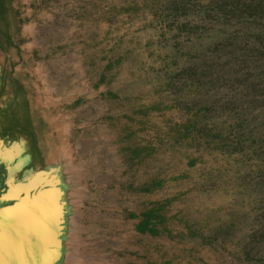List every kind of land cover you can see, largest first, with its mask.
<instances>
[{
    "label": "rangeland",
    "instance_id": "rangeland-1",
    "mask_svg": "<svg viewBox=\"0 0 264 264\" xmlns=\"http://www.w3.org/2000/svg\"><path fill=\"white\" fill-rule=\"evenodd\" d=\"M259 1L0 0V195L75 172L90 264H264Z\"/></svg>",
    "mask_w": 264,
    "mask_h": 264
},
{
    "label": "bare ground",
    "instance_id": "bare-ground-1",
    "mask_svg": "<svg viewBox=\"0 0 264 264\" xmlns=\"http://www.w3.org/2000/svg\"><path fill=\"white\" fill-rule=\"evenodd\" d=\"M31 131L33 138L38 140V148L49 156L51 153L56 155L57 160L48 156L54 162L53 167H50L60 169L61 164L56 161L62 160L63 149L52 152L51 148L55 149L56 143L41 132ZM12 155L11 151L1 153L0 160L12 164ZM73 168L77 171L74 165ZM48 170L36 172L26 182L8 184L9 190L0 195V224L4 235V251L0 259L3 264H90L76 246L78 222L82 216L78 215L81 213L77 210L78 200L73 193L75 172L65 175L60 171L64 184L60 187V179L57 178L56 183H52L49 178H42L44 171ZM40 181L43 182L39 185ZM63 201L66 203H62ZM67 205L72 211L70 215L66 214ZM13 234L17 239L14 244H10L9 238Z\"/></svg>",
    "mask_w": 264,
    "mask_h": 264
},
{
    "label": "trees",
    "instance_id": "trees-1",
    "mask_svg": "<svg viewBox=\"0 0 264 264\" xmlns=\"http://www.w3.org/2000/svg\"><path fill=\"white\" fill-rule=\"evenodd\" d=\"M253 3L255 2L253 1ZM237 4L238 2H234V4H231V6L227 8L226 12L223 14L225 16L227 14L230 17L239 20L241 18H245V19L249 18L256 23L259 22V20L264 19V5L261 3V1L257 2V4H252V5L250 3L243 4L240 7ZM260 35L264 37V32H261Z\"/></svg>",
    "mask_w": 264,
    "mask_h": 264
},
{
    "label": "snow or ice",
    "instance_id": "snow-or-ice-1",
    "mask_svg": "<svg viewBox=\"0 0 264 264\" xmlns=\"http://www.w3.org/2000/svg\"><path fill=\"white\" fill-rule=\"evenodd\" d=\"M16 236L13 234L9 238V243L14 244L16 242ZM4 251V235H3V226L0 224V257H2ZM0 264H3V260L0 259Z\"/></svg>",
    "mask_w": 264,
    "mask_h": 264
},
{
    "label": "crops",
    "instance_id": "crops-1",
    "mask_svg": "<svg viewBox=\"0 0 264 264\" xmlns=\"http://www.w3.org/2000/svg\"><path fill=\"white\" fill-rule=\"evenodd\" d=\"M22 37L24 38L25 35L24 33H22ZM11 38H14L12 35H11ZM11 99H17V100H21L22 99V95L20 93V91L17 90H14L13 92L11 91V95L9 96Z\"/></svg>",
    "mask_w": 264,
    "mask_h": 264
},
{
    "label": "water",
    "instance_id": "water-1",
    "mask_svg": "<svg viewBox=\"0 0 264 264\" xmlns=\"http://www.w3.org/2000/svg\"><path fill=\"white\" fill-rule=\"evenodd\" d=\"M42 178H49V180H52V183H56V181H54L53 180V178H50L49 176L48 177H44V176H42ZM12 182H14V181H12ZM16 184V183H15ZM59 186V185H58ZM62 203H66L65 201H63ZM64 208H66V206L64 207ZM67 216V215H66Z\"/></svg>",
    "mask_w": 264,
    "mask_h": 264
}]
</instances>
